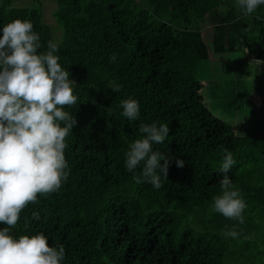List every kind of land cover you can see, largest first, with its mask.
I'll use <instances>...</instances> for the list:
<instances>
[{"label": "trees", "instance_id": "trees-1", "mask_svg": "<svg viewBox=\"0 0 264 264\" xmlns=\"http://www.w3.org/2000/svg\"><path fill=\"white\" fill-rule=\"evenodd\" d=\"M55 1L57 54L79 97L65 109L77 120L65 150L70 171L58 192L38 194L22 210L12 234L43 233L50 246L63 245L61 264H264V134L234 133L206 105L196 77L210 51L244 48L264 61V5L244 15L236 0ZM37 2L2 0L0 29L30 20L42 52L55 40ZM109 81L121 90L112 92ZM128 97L139 102L136 121L121 115ZM152 122L170 128L153 145L170 158L159 189L136 184L124 165L139 125ZM225 149L236 160L227 175L247 204L243 224L211 211ZM233 228L237 238L224 235Z\"/></svg>", "mask_w": 264, "mask_h": 264}, {"label": "clouds", "instance_id": "clouds-1", "mask_svg": "<svg viewBox=\"0 0 264 264\" xmlns=\"http://www.w3.org/2000/svg\"><path fill=\"white\" fill-rule=\"evenodd\" d=\"M261 5L264 0H236L244 15H252ZM42 47L28 19H13L0 29V224L6 225L0 228V264H61L65 257L64 246H50L43 233L17 238L11 231L22 210L37 203L38 194L58 192L70 171L65 150L77 120L65 109L77 104L76 82L60 63V44L49 40L41 52ZM115 59L113 54L110 60ZM108 87L114 93L121 90L114 81ZM120 107L129 121L139 118L136 99H122ZM139 132L142 136L125 152L124 165L136 184L149 183L159 189L161 176L167 180L170 158L153 145L163 144L170 128L165 123H141ZM224 151L218 169L221 193L212 198L211 211L243 224L247 204L227 175L236 160ZM175 164L184 167L179 158ZM32 218L38 220L39 214L33 212ZM224 235L235 239L239 233L233 228Z\"/></svg>", "mask_w": 264, "mask_h": 264}, {"label": "rangeland", "instance_id": "rangeland-1", "mask_svg": "<svg viewBox=\"0 0 264 264\" xmlns=\"http://www.w3.org/2000/svg\"><path fill=\"white\" fill-rule=\"evenodd\" d=\"M2 0H0L1 3ZM37 0H13L16 6H36ZM41 16L53 39L61 42L63 30L55 17V0H41ZM211 32L205 38L211 42ZM244 48L223 54L210 51L209 58L196 65L200 92L215 116L232 127L236 134H264V63ZM259 64V65H258ZM259 101L261 106H256ZM262 264V262H261Z\"/></svg>", "mask_w": 264, "mask_h": 264}, {"label": "crops", "instance_id": "crops-1", "mask_svg": "<svg viewBox=\"0 0 264 264\" xmlns=\"http://www.w3.org/2000/svg\"><path fill=\"white\" fill-rule=\"evenodd\" d=\"M14 6H16V5H14Z\"/></svg>", "mask_w": 264, "mask_h": 264}]
</instances>
